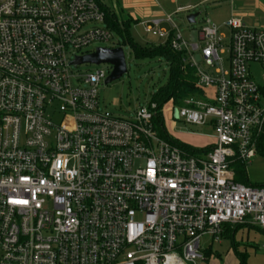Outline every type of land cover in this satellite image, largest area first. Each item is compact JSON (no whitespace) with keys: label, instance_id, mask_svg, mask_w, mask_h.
Instances as JSON below:
<instances>
[{"label":"built area","instance_id":"2783aa9c","mask_svg":"<svg viewBox=\"0 0 264 264\" xmlns=\"http://www.w3.org/2000/svg\"><path fill=\"white\" fill-rule=\"evenodd\" d=\"M105 17L97 0H0V264H202V237L225 224L264 232V185L231 167L264 141V24L207 18L190 43L170 15L172 35L142 23L196 71L203 94L177 116L216 140L193 155L158 133L155 102L117 116L106 72H73L114 38Z\"/></svg>","mask_w":264,"mask_h":264},{"label":"rangeland","instance_id":"374dc122","mask_svg":"<svg viewBox=\"0 0 264 264\" xmlns=\"http://www.w3.org/2000/svg\"><path fill=\"white\" fill-rule=\"evenodd\" d=\"M125 0H103V3L117 13L120 21L127 20L135 12L137 24L131 23L130 31L135 42L140 45L154 43L159 45L164 41L163 37L145 31L141 22L145 21L141 14L137 13V7H123ZM201 0H188L181 4H197ZM160 9L171 10L169 0H157ZM218 4L205 3L190 11H184L174 15V21L179 26V31L190 43L198 42V32L205 24L204 20L209 18L212 21L220 17ZM166 11V12H167ZM200 12L194 23H189V13ZM134 16V15H133ZM254 26H261L260 24ZM114 38L110 42H95L92 45L78 51V56H85L94 52L98 47L115 48L121 45V37L113 30ZM124 49L127 72L119 79L104 83L105 79L112 72L113 66L108 62L103 63H80L72 65L74 73H94L98 70L106 72V78L102 80L99 94L101 107L106 108L117 116H131L139 106L148 105L153 94L170 78V68L162 57L142 58L136 57L134 50L129 46H122ZM196 59L202 64L199 52H195ZM255 78L261 81L262 68L260 65L252 66ZM201 97V96H193ZM182 104L167 102L162 108L163 127L166 133L175 139L188 142L190 145L201 148L215 142V132L212 126L189 124L183 118H179L178 110ZM243 164V165H242ZM232 169L237 171L244 168V178L254 186L264 185V141L260 144L257 153L244 165L239 161L232 164ZM264 232L258 227H240L234 237L220 236L214 240L210 235H204L201 239V247L209 248L211 251L209 259L202 264H239V254L245 257L247 264H264Z\"/></svg>","mask_w":264,"mask_h":264},{"label":"trees","instance_id":"16d2710c","mask_svg":"<svg viewBox=\"0 0 264 264\" xmlns=\"http://www.w3.org/2000/svg\"><path fill=\"white\" fill-rule=\"evenodd\" d=\"M102 9L105 11V19L107 25L115 30L121 37V45H129L133 50L136 57L142 58H155L162 57L166 60L170 68V78L168 82L161 86L152 96L151 101L155 102L158 106L157 114L155 117V125L158 133L167 139H170L177 145L184 148L189 154L198 155L200 153L206 152L208 147L197 148L189 143L175 139L174 137L168 135L163 127V115L162 108L169 102L173 101L175 104H184V100L193 96H202L203 91L196 84V71L195 69L185 61V54L176 51L172 48L170 44L171 37H169L165 42L155 45L154 43H148L147 45H140L135 42L130 31V26L132 20L128 18L127 20L120 21L117 13L112 11L109 6L103 3V0H97ZM243 165V164H242ZM245 165V163H244ZM236 180L244 184H249L248 180L244 178V168L237 171ZM239 225L226 224L224 226V231L222 235L226 233H231L234 237L235 232L241 227ZM252 226V225H248ZM207 257H210L211 251L206 250L204 252ZM239 264H247L245 257L239 254Z\"/></svg>","mask_w":264,"mask_h":264},{"label":"crops","instance_id":"0c3cea01","mask_svg":"<svg viewBox=\"0 0 264 264\" xmlns=\"http://www.w3.org/2000/svg\"><path fill=\"white\" fill-rule=\"evenodd\" d=\"M186 1H188V0H169V3L171 5V7H170L171 10L169 13L167 10H165L163 8H161V9L159 8L160 5L157 4L158 3L157 0H125L123 2L124 3L123 7L124 6H126V7H133V6L135 7L136 6L137 7L138 6L137 10H136L137 13L141 14L142 17L145 19V21L144 22L142 21L141 24L142 23H151L152 20H154V19H161L160 27L169 31L170 34L172 35L173 26H172L171 22H168L167 20H165L166 16L170 15L172 17V22L178 26V24L174 21V15L180 14L184 11L187 12V11L193 10L194 8L198 7L199 5H202L201 3L203 2V0H201L197 4H191V3L181 4V3H184ZM209 3L218 4L217 6L221 8L220 12H219L220 17L215 21H212L210 19L213 23H215L217 25L222 26V24L227 19H229L231 17L241 18L243 20V22L249 26H254L257 24H260V25L264 24V0H216V1L209 2ZM203 4H205V3H203ZM189 6H192V8L189 9L188 8ZM179 8H184V9L182 11H178ZM189 14H191V13H189ZM135 15L136 14L134 12L132 14V16H129V17L132 20V22H135V24H137L139 22V20L137 18H135ZM178 28H179V26H178ZM199 32H198V38H199ZM163 39H164L163 42H165L167 40V38H163ZM186 143H188V142H186ZM208 146H210V145H208ZM208 146H204V147H208ZM204 147H201V148H204ZM236 178H237V174H236ZM230 225H232V224H230ZM243 226L256 227V226H248V225H244V224L241 227H243ZM223 231H224V227H223ZM231 234H232V232L230 234L226 233V235H224V236H229ZM206 235H208V234H206ZM220 236H223L222 233ZM202 250L205 252L206 250H209V248L208 249L202 248ZM207 259H209V257H207Z\"/></svg>","mask_w":264,"mask_h":264},{"label":"water","instance_id":"95a60500","mask_svg":"<svg viewBox=\"0 0 264 264\" xmlns=\"http://www.w3.org/2000/svg\"><path fill=\"white\" fill-rule=\"evenodd\" d=\"M199 12L191 13L187 16L189 23H194ZM103 63L108 62L113 66L112 72L105 79L104 83H109L113 80L121 78L128 70L127 61L122 46L116 48L98 47L94 52L85 56L77 57L72 64L80 63Z\"/></svg>","mask_w":264,"mask_h":264}]
</instances>
